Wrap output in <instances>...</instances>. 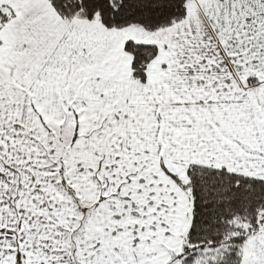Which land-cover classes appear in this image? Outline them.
Here are the masks:
<instances>
[{
  "label": "snow or ice",
  "instance_id": "1",
  "mask_svg": "<svg viewBox=\"0 0 264 264\" xmlns=\"http://www.w3.org/2000/svg\"><path fill=\"white\" fill-rule=\"evenodd\" d=\"M0 264H264V0H0Z\"/></svg>",
  "mask_w": 264,
  "mask_h": 264
}]
</instances>
